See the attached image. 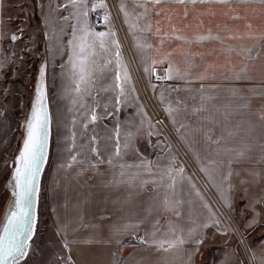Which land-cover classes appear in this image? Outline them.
Masks as SVG:
<instances>
[{"label":"crops","instance_id":"0c3cea01","mask_svg":"<svg viewBox=\"0 0 264 264\" xmlns=\"http://www.w3.org/2000/svg\"><path fill=\"white\" fill-rule=\"evenodd\" d=\"M5 1L0 0V55L7 20ZM134 1V11L126 18L135 19L132 25L128 21L129 33L151 91L214 192L243 224L254 229L264 222V4L260 0L230 7L197 4L196 9L211 7L217 13L203 15V27L192 20L190 5L188 20L183 22L184 5H146L151 29L145 30V9ZM97 3L90 0L89 8ZM46 6L51 31L64 21L63 10L75 9L71 0H48ZM161 9L158 18L156 12ZM169 11L176 13L171 22ZM67 20L73 23L74 18L69 14ZM184 23L189 27L184 28ZM249 23L251 29L245 27ZM172 24L180 29L175 34ZM225 26L243 39H229ZM208 28L212 35L219 33L223 43L194 38V34H207ZM176 35L190 42L177 40ZM92 59L96 63L91 81L81 84L77 92L78 78L72 75L70 58H63L58 65L70 68L54 76L55 88L49 96L56 128L51 132L50 127L38 194L44 192L62 242L83 264H199L201 247L202 264H243L234 239L218 225L214 206L174 146L166 143L156 148L157 124H150L145 137L142 131L137 133L142 126L135 128L136 143L124 147L127 124L117 115L126 110L132 88L129 81L124 83V95L117 103L115 74L123 78L126 70L130 77L127 60L119 58L118 66L114 57ZM169 65L173 79H157L167 74ZM202 74L209 78L199 79ZM61 83L66 89H61ZM117 140L120 156L115 154ZM250 236L257 262L264 264V225ZM126 241L136 245L117 263V251Z\"/></svg>","mask_w":264,"mask_h":264},{"label":"rangeland","instance_id":"374dc122","mask_svg":"<svg viewBox=\"0 0 264 264\" xmlns=\"http://www.w3.org/2000/svg\"><path fill=\"white\" fill-rule=\"evenodd\" d=\"M47 1L48 0H46L45 3H47ZM65 1L70 2V0ZM89 1L90 0H84L83 3L75 5V9H72V11L63 10L61 15L64 18V21L61 24L54 26L55 28L53 27L52 31L48 25L47 15L49 10H47V6H45L46 8L42 11L41 6L36 0H6L4 2L5 16L7 20L4 27L3 51L0 55V226L8 206L13 200L12 174L15 165H12L11 162L15 161L25 136L26 121L30 118L32 106L36 99V88L40 82V68H45L44 90L49 102V96L52 95V89L54 90L55 88V81L53 80V78H55L54 76L61 70L63 72L64 68H70L69 65L60 66L58 63H64L62 59L65 57H72L73 43L77 37L83 35L82 29L85 27H87L91 33H115L114 36H108L105 38L108 49L106 52H102L99 49L97 42L98 48L96 47L95 49L97 55L93 58H117V47L116 44L113 43V41H117L120 52L119 58H124L130 62L128 59L130 56L123 52L120 36H118L115 29L120 24L124 26L126 30L124 36H127L128 41L126 39L123 41H127V47H131L134 51V45L130 37L128 25L129 22L130 25H132V23L134 24L135 19L134 17L126 18L125 12L129 13L130 11H134L135 1L98 0L97 5L92 9L89 8ZM101 3L105 6L100 7L99 5ZM122 8L124 10H122ZM85 13H87V17L85 16ZM69 14L74 18L73 23H68L67 19ZM98 14L107 17V19H97L96 16ZM208 23L210 24L211 22ZM71 29L73 32H67ZM13 36L16 37L15 40L12 39ZM88 40L89 42H93L95 37L89 36ZM135 57L137 59L136 54ZM128 67L130 66L128 65ZM129 69L131 71V78L128 81L131 85L132 93H129V97L126 99V110L122 109L121 113L117 116L120 117L121 121L123 120L125 121V124H127L126 127L128 134L130 131L135 133L133 135L134 140L132 141L136 143L138 135L135 137V128L142 126L143 129L137 131V133L139 134L142 131L145 137V131L151 126V123L158 125L152 115L149 101L147 100L148 95H150V98H148L152 103L157 106L159 105L162 109L163 107L151 91L139 63L135 69L131 64V68ZM64 84L61 83V89H66L65 87L67 86L65 85L64 87ZM131 94L133 96L130 97ZM62 100H66V98H62ZM53 110L55 111V109ZM162 111L165 112L164 109ZM164 114L166 115V113ZM53 118L51 113V132L52 129L54 130V128H56V126L53 125ZM85 118H87L86 115ZM166 118L168 119L167 115ZM117 119L119 118L117 117ZM159 128L160 135L156 148H159L160 145L166 143H170L174 146L184 167L192 175L194 181L199 185L214 206L218 225L220 227L222 226L223 229H225L224 231L232 236L237 249L240 252L243 264H248L242 246L238 240H236V236L233 232L229 230V226H227L218 206H216L212 197H210L207 192L208 189L204 187L202 176L206 183L208 180L205 178L201 167L188 154L181 140H179L173 125H170V128L173 130L171 136L168 135L165 128L162 126H159ZM84 131L85 133L87 131L89 132L88 129ZM173 138L175 141L177 140L178 144L183 146V153H181L175 146ZM52 147L53 145L51 142L50 149ZM215 195L216 198H219L223 202V205L227 207L228 214L235 221V226L242 229L244 232L246 231V240L251 246L255 256V262H253V264H258L254 247L251 243L252 236H250V233L252 234L256 228H261L264 225V222L262 221L258 223L254 229L252 228L250 230V228L238 219L234 210H232L228 204H225V201L221 198L220 194L215 192ZM35 217V232L32 235L31 240L28 241V255L21 258L18 264H83L80 262L81 260L78 261L70 248L62 242L56 227L54 226L51 215L47 210L44 201V192L38 194ZM135 245L136 244L132 241H126L120 248V251H117V256L118 252L119 256L116 257V262L120 263L125 260V257L134 249ZM124 254L127 255L125 256ZM198 255V262L199 264H202V247Z\"/></svg>","mask_w":264,"mask_h":264},{"label":"snow or ice","instance_id":"6c2138e0","mask_svg":"<svg viewBox=\"0 0 264 264\" xmlns=\"http://www.w3.org/2000/svg\"><path fill=\"white\" fill-rule=\"evenodd\" d=\"M73 5L81 4L84 0H71ZM249 0H136V3L140 7L145 9V30L151 29V16L148 15V7L146 5H168V4H177L184 5L183 16L181 17V22L188 20L189 17V5L193 7L194 15L192 20L196 21L197 27H203L204 22L201 17L205 14L215 17L217 15L216 11H213L211 7L207 9H196L197 4L200 5H225L231 6L234 3H248ZM260 3L264 4V0H260ZM100 7L105 5L101 3ZM122 10H124L122 8ZM163 9L156 12V16L159 18L161 16ZM227 14V13H225ZM87 15V13H85ZM127 16L128 13L125 12ZM176 13L174 11H169L167 14V19L169 22L174 18ZM107 19V17H105ZM236 19L238 17H232ZM135 27V25H133ZM184 28L189 27L187 23L183 24ZM219 27V26H218ZM247 29H251L252 25L246 24ZM180 29L176 24L171 25V31L173 34L177 33ZM225 30L229 33V39H243V36L233 35V28L225 26ZM157 32H160L159 20H157ZM83 35L75 39L73 43L72 57L70 58L71 71L74 77L78 79L75 81V90L77 92L81 91V84L87 86L92 77V66L96 63L92 58L97 55L96 47L98 42V47L102 52H106L107 45L105 38L108 36H114L115 33H105L97 32L91 33L85 27L82 29ZM167 35V34H165ZM94 36L95 40L89 42L88 37ZM177 40L188 41L186 36L176 35ZM194 38L198 41L202 40H219L223 43L222 38L219 33L212 35L211 28L207 29V34H194ZM13 40L16 39L15 36L12 37ZM116 44V63L120 65V52L119 44L117 41H113ZM246 51H251V49H246ZM108 64L112 61H107ZM156 63V61H153ZM163 63V60L160 61ZM212 66H209L211 68ZM209 68H205V73L209 72ZM145 71H149L145 69ZM154 71V70H153ZM167 74L164 77H157V79L171 80L173 79V69L171 65L166 70ZM40 82L36 88V99L35 103L32 106L30 118L26 121L25 136L23 138L22 147L18 151V155L14 161L15 171L13 175L14 180V190L12 195L14 197V202L10 206V213L6 216V223L3 225L2 234H0V264H18L19 260L28 255L29 243L32 235L35 232L36 217L34 214V205H35V194L38 191L37 186V176L41 170V165L45 158V153L48 145V124H49V115L46 107V96L44 92V76L45 68L41 67L39 71ZM178 78H183L179 76V70L177 69ZM209 75H201L199 79H207ZM239 78V77H238ZM245 79L247 77H244ZM130 77L127 74V71H124L123 78L120 73L115 74L116 88L119 89V95L116 97V102H120V97L124 95V83L128 82ZM107 91V89H104ZM171 113V109H169ZM96 117L93 115L92 120L94 121ZM152 133H149L151 135ZM119 136V132H117ZM133 138V133H129L125 138L126 142L124 147H129ZM95 151V150H94ZM116 156H120V144L117 140L116 145ZM243 155V153H241ZM75 157H73V160ZM112 161L109 160V163ZM182 172L183 169H180ZM231 175V172L228 174ZM174 187V184L171 185ZM183 243V241H180ZM165 242H161L160 246L163 247ZM169 246H174V242L169 244Z\"/></svg>","mask_w":264,"mask_h":264},{"label":"built area","instance_id":"2783aa9c","mask_svg":"<svg viewBox=\"0 0 264 264\" xmlns=\"http://www.w3.org/2000/svg\"><path fill=\"white\" fill-rule=\"evenodd\" d=\"M39 5L41 6V10L44 11V9L46 8V0H36ZM97 19L99 20H103L105 18V16L98 14L96 16ZM115 28V27H114ZM116 33L118 34V36H120L121 39V43H122V49L123 52L130 56V58H128L130 60L127 61L129 62L128 65L131 68V64L133 66V68L135 69V67L138 66L137 63V59L135 57V53L134 51L131 49V47H127V41L128 38L127 36H124V33L126 34V30L124 28V26L122 24L118 25L117 28L115 29ZM124 31V32H123ZM127 40V41H123V40ZM131 49V50H130ZM148 97L150 98V95H148ZM147 97V100L149 101V105H150V109L152 112L153 117L155 118V121L158 123L159 126H162L163 128H165V131L168 133L169 136H171V134H173V130L170 128V123L168 121V119L166 118V115L164 114L165 112H163L162 108L159 107V105L157 106L156 104L152 103V101ZM175 146L179 149V151L181 153H183V146L177 143V140L175 141V139L173 138ZM202 180H203V184L204 187L207 188V192L209 193L210 197H212L214 203L216 204V206H218L223 218L226 221L227 226H229V230L231 232H233V234L236 236V240H238V242L240 243V245L242 246L244 253H245V258L248 264H253V262H255V256L253 253V250L251 249V246L249 245L248 241L246 240V231L244 232L242 229L238 228L235 226V221L234 219L228 214V209L225 205H223V202L219 199L216 198L215 192L213 191L212 187L209 185V183L207 184L206 181L204 180V177L202 176ZM237 224V223H236Z\"/></svg>","mask_w":264,"mask_h":264},{"label":"water","instance_id":"95a60500","mask_svg":"<svg viewBox=\"0 0 264 264\" xmlns=\"http://www.w3.org/2000/svg\"><path fill=\"white\" fill-rule=\"evenodd\" d=\"M44 92H45V90H44ZM45 96H46V93H45ZM45 103H46V107H47V111H48V115H49V124H48V145H47V149H46V153H45L44 161H43V163H42V165H41V170H40V172H39V174H38V176H37V186H38V188H39V183H40L41 172H42V169H43V167H44V164H45V162H46V158H47L48 146H49V137H50V127H51V126H50V125H51V123H50L51 113H50V106H49V102H48V98H47V96H46V101H45ZM22 143H23V142H22ZM21 147H22V145H21ZM11 164H12V165H15V164H14V161H12ZM14 171H15V167H14V169H13V174H12V181H13V182H12V190H14V180H13ZM34 199H35L34 214H35V216H36V208H37V202H38V191L36 192ZM13 202H14V197H13L12 202H11L10 205L8 206L7 211H6V213H5L4 217H3L2 224H1V226H0V234H2L3 225L6 223V216L10 213V206L13 204Z\"/></svg>","mask_w":264,"mask_h":264},{"label":"bare ground","instance_id":"6f19581e","mask_svg":"<svg viewBox=\"0 0 264 264\" xmlns=\"http://www.w3.org/2000/svg\"><path fill=\"white\" fill-rule=\"evenodd\" d=\"M50 122H51V119H50Z\"/></svg>","mask_w":264,"mask_h":264}]
</instances>
